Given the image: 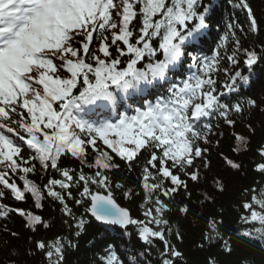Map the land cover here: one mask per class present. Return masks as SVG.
Segmentation results:
<instances>
[{"label": "snow or ice", "instance_id": "1", "mask_svg": "<svg viewBox=\"0 0 264 264\" xmlns=\"http://www.w3.org/2000/svg\"><path fill=\"white\" fill-rule=\"evenodd\" d=\"M235 7L247 10L250 30L256 33L257 21L247 0ZM210 21L211 10L202 0H0V186L18 201L30 194L36 209L42 208L45 195L62 205L69 235L31 241L32 251L41 253L46 264H64L66 251L78 247L73 237L85 230L87 216L125 231L134 226L146 245L163 242L161 264H178L183 254L168 235L183 237L173 233L168 201L181 188L190 195L187 179L199 180L198 160L209 166L205 157L206 145L212 143L211 118L218 116L232 126L231 114L244 110L229 94L237 93L238 80L247 82L249 77L239 70L230 74L220 67L221 60L226 57L238 68V54L243 52L249 69L264 60V47L259 52L240 47L233 24L212 55H195ZM229 36L235 47L222 56L220 49ZM185 63L188 74L174 81L172 74ZM221 71L226 77L222 85L216 78ZM246 103L256 106L253 99ZM237 139L247 143L245 137ZM102 145L129 172L147 154L139 177L143 219L134 218L114 198V190L125 185L114 183L108 173L121 165ZM259 151L264 157V147ZM66 156L79 161L80 169L60 167ZM37 162L44 171L59 172L62 179L50 178L43 185L28 179ZM227 163L241 168L231 160ZM84 168L95 171L88 174ZM256 170L264 176V162ZM20 173L23 188L12 180ZM216 184L223 191L219 179ZM73 187L82 188L79 199L72 196ZM5 190H0V199ZM245 192L251 199L242 204L237 234L264 249V181L258 194L255 187ZM131 194L123 192L125 198ZM68 198L76 205L87 204L84 213L75 215ZM177 211L187 214L189 208ZM10 212L20 215L32 232L49 227L31 210L0 204V217ZM222 223L210 219L203 241L222 245L230 254V240L220 232ZM100 264L138 262L135 256L125 260L109 244ZM208 264L217 261L210 258Z\"/></svg>", "mask_w": 264, "mask_h": 264}, {"label": "trees", "instance_id": "2", "mask_svg": "<svg viewBox=\"0 0 264 264\" xmlns=\"http://www.w3.org/2000/svg\"><path fill=\"white\" fill-rule=\"evenodd\" d=\"M202 2L211 10V21L206 30L205 41L200 51L194 53L195 55H212L220 43V38L229 32V24L235 25L232 31L240 40L242 49H255L259 52L261 47H264V0H247L257 21L256 33L250 30L247 10L235 7L239 0H202ZM234 47L232 38L229 36L225 48L220 49L221 55L224 56L225 52L230 55ZM238 59L240 60L238 68H233L226 57L221 60L220 67L228 68L230 74L239 70L249 77L247 82L238 80L237 93L229 94L232 103L241 102L244 110L240 114H231V118L235 120L232 126L225 124L224 120L218 116L211 118L212 143L206 145L209 150L205 157L209 166L205 168L203 162L198 160L199 180L193 182L182 177L187 179V193L190 195L181 188L168 201L172 210L167 213V216L173 233L179 232L183 237L182 240H178L174 234L168 235L169 241L183 254L178 264H208L210 258L215 259L217 264H245V262L264 264V249L240 238L237 234L238 217L244 213L242 204L246 199H251L245 190L255 187L258 194L264 181V176L256 170V165L264 162V157L259 151L261 147H264V60H259L249 69L243 62L245 59L243 52L238 54ZM187 74L185 63L183 67L175 70L172 78L179 82ZM216 78L221 85L226 80L223 71L219 72ZM158 91L162 92L163 89ZM248 99L255 100L256 106H248L246 103ZM237 136L247 138V143L237 139ZM102 147L121 165L118 170L108 173L114 183L119 182L125 185L124 189L114 190V198L120 205L126 207L134 218L143 219L140 204L143 202L144 194L139 177L147 154H143L133 171L129 172L124 163L111 153L107 146L102 145ZM229 160L240 164L241 168L238 170L232 168L227 163ZM59 165L62 168L77 170L81 167L79 161L70 156L62 158ZM84 171L91 174L95 169L84 168ZM22 175L23 173L12 176V180H15L21 188H23V180L20 178ZM50 178L62 179L56 170H42L38 162L35 172L28 174V179L40 185L46 184ZM217 179L222 182L223 191L217 190ZM92 187L94 190L104 192L96 186ZM0 190L5 189L0 186ZM56 190L60 191L58 187ZM128 190H131L132 194L125 198L123 192ZM5 191L7 194L0 199V204H7L11 209L31 210L47 221L49 227H40L36 232H32L25 227V220L14 212H10L7 218L0 217V264H46L41 253L32 251L34 246L31 241H53L57 237L69 235L70 230L64 224L67 217L61 211L62 205L45 195V199L41 201L42 208L36 209L30 194H26L24 201H18L12 197L10 190ZM80 191L82 188L73 187L72 196L79 199ZM206 196L209 199L206 200ZM67 203L77 216L84 213L85 207L88 206L87 204L76 205L71 198L67 199ZM185 205L189 208L187 214L177 211ZM86 218L89 223L85 226V230L79 237H73L78 247L69 248L66 251L64 264H100V257L104 255L109 244L114 245L115 250L125 260L135 256L138 264L140 261L144 264H161L160 252L163 242L154 240L153 245L148 246L139 238L138 230L134 226L125 231L113 225L97 222L90 216ZM210 219L223 221L220 232L225 240H230L232 248L230 254L223 250L222 245L210 246L203 241ZM11 232H16L18 235L14 237Z\"/></svg>", "mask_w": 264, "mask_h": 264}, {"label": "water", "instance_id": "3", "mask_svg": "<svg viewBox=\"0 0 264 264\" xmlns=\"http://www.w3.org/2000/svg\"><path fill=\"white\" fill-rule=\"evenodd\" d=\"M101 194H106V193H104V192H101ZM118 203V202H117ZM119 204V203H118ZM120 205V204H119ZM121 207H124V206H122V205H120ZM126 208V207H125ZM94 219V218H93ZM98 222V221H97ZM101 223V222H100ZM115 226V225H114ZM118 228H120L119 226H117Z\"/></svg>", "mask_w": 264, "mask_h": 264}]
</instances>
